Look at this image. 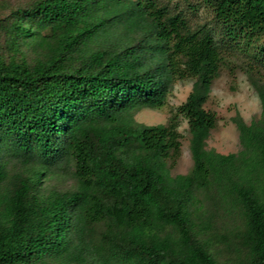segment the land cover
I'll use <instances>...</instances> for the list:
<instances>
[{
    "label": "trees",
    "instance_id": "trees-1",
    "mask_svg": "<svg viewBox=\"0 0 264 264\" xmlns=\"http://www.w3.org/2000/svg\"><path fill=\"white\" fill-rule=\"evenodd\" d=\"M232 59L263 115L222 155L205 105ZM187 79L166 125L136 121ZM181 118L194 167L173 176ZM63 165L76 188L47 192ZM219 208L244 223L241 264H264V0H40L0 20V264H221L202 238Z\"/></svg>",
    "mask_w": 264,
    "mask_h": 264
},
{
    "label": "rangeland",
    "instance_id": "rangeland-1",
    "mask_svg": "<svg viewBox=\"0 0 264 264\" xmlns=\"http://www.w3.org/2000/svg\"><path fill=\"white\" fill-rule=\"evenodd\" d=\"M40 0H0V20L8 18L19 8H26ZM202 20L207 17L201 15ZM2 37V35H1ZM3 38V37H2ZM4 47V39H2ZM5 51V49H3ZM196 80H179L174 86L167 105L161 109L146 108L136 114V121L147 126L166 125L173 113L184 104L195 88ZM207 111L217 115V128L211 132L207 141V149L222 155L239 154L244 150L241 133L235 120L241 117L248 125L259 122L263 115L261 99L251 83L247 69L235 62L227 60L222 67L218 79L212 86L210 98L205 105ZM180 132L183 135L182 155L172 166L173 176L188 175L194 167L192 154V134L186 119L180 120ZM29 167L23 162L13 161L10 165L12 173H25ZM29 170V169H28ZM74 167H54L44 180L47 192L56 190L61 192L76 188ZM199 198L213 202L209 195L200 194ZM217 202H214L218 209ZM218 212V211H217ZM213 228L205 231L202 236L221 264H241L245 258L240 242V233L244 223L241 217L229 218L221 208L214 214ZM243 251V252H242Z\"/></svg>",
    "mask_w": 264,
    "mask_h": 264
}]
</instances>
